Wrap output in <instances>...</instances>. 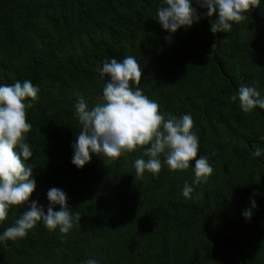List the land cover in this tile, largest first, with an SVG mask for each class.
Returning <instances> with one entry per match:
<instances>
[{"label": "trees", "instance_id": "1", "mask_svg": "<svg viewBox=\"0 0 264 264\" xmlns=\"http://www.w3.org/2000/svg\"><path fill=\"white\" fill-rule=\"evenodd\" d=\"M163 3L0 0V85L30 80L40 90L26 109L33 155L25 164L36 183L30 202L46 214L55 187L81 215L63 241L42 220L25 238L0 241V264H264V151L254 155L264 150V109L245 114L230 100L241 86L264 99V0L231 31L216 33L218 13L203 16L196 0L202 18L170 33L157 20ZM126 56L139 63V87L161 114L192 116L197 158L209 156L213 167L207 183L193 182L195 160L173 172L164 156L158 175L137 178L135 160L148 159L143 149L111 162L92 154L83 168L72 163L79 96L92 108L104 86L99 67ZM186 182L191 199L183 196ZM27 210L11 208L0 235Z\"/></svg>", "mask_w": 264, "mask_h": 264}, {"label": "clouds", "instance_id": "2", "mask_svg": "<svg viewBox=\"0 0 264 264\" xmlns=\"http://www.w3.org/2000/svg\"><path fill=\"white\" fill-rule=\"evenodd\" d=\"M196 3L207 10L203 16L212 18L218 13L211 21V31L216 33L231 31L233 23L246 19L245 13L258 8L261 0H196ZM157 16L162 28L170 33L181 27H191L202 18L192 0H164ZM98 73L104 82L98 102L89 108L80 95L74 106L81 131L72 144V163L83 168L91 161L92 154L111 162L122 154L143 149V155L148 159L135 160L137 178H143L146 171L158 175L162 168L160 157L164 156V163L173 172L187 170L190 161L195 160L193 182L207 183L213 167L209 156L197 158L199 138L192 130V116L185 114L177 118L168 115L166 118L159 112V104L144 95L139 87L143 71L135 57L126 56L122 61L105 58ZM39 91L30 80L0 85V222L7 218L11 208L29 205V210L3 231L0 241L15 242L25 238L41 220L49 231L59 228L63 241L74 224L80 223L81 215L71 213L67 194L61 189L53 187L47 192L49 205L46 214L37 201L30 202L36 183L31 167L25 164L33 155L29 143L25 142L32 127L26 109L34 106ZM26 98L31 99L26 103ZM230 100L237 103L245 114H250L256 107L264 109V99L254 87H239ZM262 151L257 148L254 155L259 156ZM192 192L193 188L186 182L183 196L191 199ZM55 205H60L59 211L54 210ZM256 206L253 200L252 208ZM244 216L250 219L252 211H245ZM85 264H98V261L89 259Z\"/></svg>", "mask_w": 264, "mask_h": 264}]
</instances>
